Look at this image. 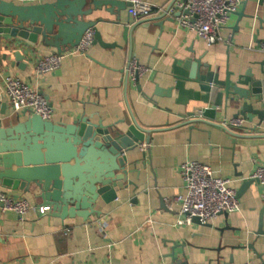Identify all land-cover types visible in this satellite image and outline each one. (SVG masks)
<instances>
[{"label": "crops", "instance_id": "obj_1", "mask_svg": "<svg viewBox=\"0 0 264 264\" xmlns=\"http://www.w3.org/2000/svg\"><path fill=\"white\" fill-rule=\"evenodd\" d=\"M5 1L20 6L55 2ZM119 1L127 5L118 14L109 13L105 6L85 19L102 20L96 29L104 42L116 47L93 45L85 56L66 57L52 74L38 75L35 68L38 60L57 53L55 48L33 47L21 39L0 40V124L10 128L31 117L13 113L5 95L4 80L9 75L48 100L56 125H71L85 117L114 130L136 121L152 131L145 152L138 145L126 153L129 169L135 171L130 181L137 188L130 186L109 205L100 201L96 209L102 214L86 221L82 217L62 220L49 210L42 215V204L32 194L0 184V192L32 205L25 216L4 212L0 206V264H176L174 257L181 264H264V235L258 234L261 222L264 230V188L250 183L264 165V134L252 131L255 125L247 121L243 129H230L239 138L206 123L189 124L191 119L181 114L192 107L176 105L175 97L155 95V84L163 89L172 85L170 74L177 62L208 64L221 79L228 71L235 77L249 69L258 71L264 52L257 50L248 25L260 29L258 40L264 43V3L242 0L237 12L241 16H233L224 31L231 34L230 40L208 46L179 25L177 14L163 17L158 10L146 22L136 23L128 14L131 0ZM175 1L145 0L159 9ZM17 52L26 67L16 62ZM131 59L148 69L140 78L141 90L127 73ZM235 114L229 111L217 124L233 120ZM190 162L207 165L214 177L229 180L238 194L239 210L206 226L180 225L184 215L179 197L186 194L182 167Z\"/></svg>", "mask_w": 264, "mask_h": 264}, {"label": "water", "instance_id": "obj_2", "mask_svg": "<svg viewBox=\"0 0 264 264\" xmlns=\"http://www.w3.org/2000/svg\"><path fill=\"white\" fill-rule=\"evenodd\" d=\"M263 3L264 0H259L260 5ZM125 5L119 0H55L51 4L20 6L0 0V40L21 39L30 46L41 44L62 54L75 49L84 35L93 30L94 45L115 48L116 44L104 42L96 29L102 20L88 22L85 19L105 6L110 8L109 13L118 14ZM88 6L90 8L86 9ZM172 7L173 3L163 9L162 16L177 14L179 18L182 12H170ZM236 15L241 16V13ZM248 27L260 50L264 46L258 40L260 29L250 24ZM129 35L130 30L124 28L125 41ZM15 58L19 66L26 67L20 52ZM170 77L173 82L169 88L155 84V95L175 97L176 105L192 107L190 112L181 114L183 119H191L189 124L206 123L239 138L217 124L219 117L225 118L234 110V119L244 118L255 125L252 131L264 134L260 131L264 127V64L258 71L249 69L236 77L228 71L221 79L208 64L177 62ZM140 78L136 79L139 90ZM150 134L151 130L136 121L127 124L125 129L113 130L92 124L85 117L66 126L38 116L10 128H2L0 124V184L8 190L32 194L54 217L62 220L82 217L88 221L91 215L102 214L96 209L100 201L109 205L130 186L137 188L130 181L135 171L129 169L126 153L146 141L149 143L147 135ZM253 182L256 181L250 183ZM193 223L202 225L198 218L193 219ZM258 234L264 235L263 222ZM174 260L181 264L175 257Z\"/></svg>", "mask_w": 264, "mask_h": 264}, {"label": "built area", "instance_id": "obj_3", "mask_svg": "<svg viewBox=\"0 0 264 264\" xmlns=\"http://www.w3.org/2000/svg\"><path fill=\"white\" fill-rule=\"evenodd\" d=\"M241 3L242 0H176L170 12L181 11L179 25L195 32L208 46H212L230 40L231 34L226 35L224 31L228 28L231 18L238 12ZM130 4L128 14L136 23L146 22L154 12L163 11L145 0H131ZM94 37L95 32L89 30L75 49L62 54L53 53L38 60L36 73L52 74L60 69L66 57L85 56L94 45ZM260 51L264 52V46ZM147 72L148 69L140 66L136 59L129 61L127 73L133 78V82L136 83L137 77H142ZM4 82L6 99L14 114L27 113L44 121L53 119L54 108L39 92L20 78L11 75L7 76ZM245 124L244 118H238L225 121L222 126L226 129H243ZM147 148L146 144L140 145L142 152ZM182 177L186 194L179 197L184 215V220L179 222L180 225H191L195 218H198L202 225H208L223 214H232L239 210L238 194L229 187L230 181L214 177L209 166L198 162L186 163L182 167ZM250 179L264 188V165L259 167ZM0 206L4 212H15L20 216H25L32 210L29 201L14 200L2 192ZM39 212L46 215L48 208L41 207Z\"/></svg>", "mask_w": 264, "mask_h": 264}]
</instances>
